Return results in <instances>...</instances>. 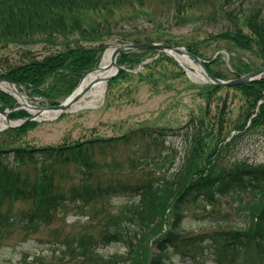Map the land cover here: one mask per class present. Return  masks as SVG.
Masks as SVG:
<instances>
[{"label": "trees", "instance_id": "1", "mask_svg": "<svg viewBox=\"0 0 264 264\" xmlns=\"http://www.w3.org/2000/svg\"><path fill=\"white\" fill-rule=\"evenodd\" d=\"M176 1L177 6L183 5L180 4L182 1ZM226 1H222L223 5ZM196 2L199 3L200 0ZM124 4L131 6L132 2L0 0V45L3 48L38 43L63 47L43 58H30L14 65L9 64L0 75L21 87L30 96L39 97L50 105H57L72 92L83 73L97 66L101 53L106 48L102 41L104 33L118 35V43L137 44L161 40L142 41L145 36L143 31L151 26L153 32L158 33L165 22H171V18L163 21L164 16L161 15L162 19H152L150 13L141 12L136 19L142 20V24L130 25L128 28L129 25L123 23L131 22V12L117 13ZM143 4L141 0L136 3ZM88 12L100 14L101 20L96 27L84 34L83 16ZM181 12V9H174V16L180 17ZM233 24V27L229 26L215 38L231 42L239 50L249 52L259 60V66H264V12L258 10L248 16V33L236 26V23ZM73 35H77L79 40L90 39L100 43L96 48L81 47L78 46V41L70 39ZM163 42L172 44L170 40ZM71 43L77 46H71ZM187 47L189 52L202 57L192 47ZM147 52L149 51L122 53L117 63L134 68ZM162 59L168 60L161 55L145 64L144 68L153 73L143 75L145 70H142L136 75L140 80L149 82L154 80L155 75H163L156 67ZM211 63L204 62L208 71L217 78H223L210 69ZM252 67L255 66L248 63L233 66V73L240 76L252 71ZM126 75L135 76L122 71L110 82L108 91L117 78ZM219 88L221 87L213 85L206 87L210 92ZM235 90L245 100V109L241 114L244 119L240 116L243 123H237L234 128V131L239 132L234 138L256 127L264 128V79L237 86ZM15 105L16 101L11 96L0 91L1 109L13 108ZM226 108L224 103L217 114L220 117L215 122L211 115H206L210 110L207 108L203 117L190 119L183 127L170 134L184 138L187 144L183 164L171 174L170 179L157 177L151 169L138 163L144 160L154 164L161 162L164 141L168 136V130L165 129L143 127L120 138L95 137L47 147L14 144L20 141L21 135L28 129L35 127L34 122L6 130L5 133L17 135L16 139L10 140L9 135L0 134V229L11 226L32 229L35 223L47 225L67 208L74 212L81 210V215L94 219L105 208L107 201L124 197L123 206L129 203L142 204L140 210H137L141 213L136 215L130 212L123 218L109 217L106 216L111 210L108 206L102 219L94 222L103 224L99 237H103L104 243L119 242L128 249L124 259H111L106 261L108 264H170L171 254L177 255L182 261H192L204 257L207 252L212 253L216 264H248V258L255 257L264 264V164H246L237 160L224 165L223 151L228 145L225 143V127L230 123V119L226 117ZM26 116L23 111H15L10 118ZM248 121L250 125L247 127ZM213 142L215 145L211 146ZM130 146L136 148L129 153L127 159L124 157L130 169L121 174L122 149L127 147L131 150ZM193 158L202 159L203 165L194 166ZM224 196L234 197V210L241 217L240 222L229 218V215L217 216L213 220L208 214L197 218L202 221L201 227L214 225L217 229H208L195 235L184 233L183 224L190 213L199 215L202 207L212 206ZM146 202L148 206L145 205ZM19 203L23 207L15 212V206ZM149 215L157 216L156 227L160 229L150 233L152 243L141 245L146 234L137 240L138 233L129 242H122L120 234L123 230L116 227V221L125 219L128 223L137 216L142 223ZM163 226H167L168 230L163 232ZM112 228L115 230L112 231ZM82 237L85 239L87 233L84 232ZM82 237L79 245L86 252L89 246L88 258L97 256L90 247L92 243L85 244ZM64 244H68L69 248L72 246L70 241H64ZM153 247L154 251L151 252ZM23 264L35 263L24 261Z\"/></svg>", "mask_w": 264, "mask_h": 264}, {"label": "rangeland", "instance_id": "2", "mask_svg": "<svg viewBox=\"0 0 264 264\" xmlns=\"http://www.w3.org/2000/svg\"><path fill=\"white\" fill-rule=\"evenodd\" d=\"M138 1L129 0L132 5L124 4L117 12L118 14L131 12L133 15L131 22L123 23L126 26L129 25L128 28L130 25L142 24V20L136 19L141 12L150 13L152 19H162L161 15L164 16L163 21L166 18H171V22H165L158 33L153 32L151 26H146L147 29L143 31L145 36L142 41L161 39L160 42L170 40L177 46H190L202 56L201 60L212 62L210 69L214 73H219L223 80H231L237 77L233 73V66H242L243 63H248L256 67H252L253 70L260 67L259 60L251 56L249 52L241 51L234 47L231 42L215 37L223 30L228 29L229 26L233 27V23L248 33L247 18L252 12L258 10L264 12V0H227L224 5L223 0H200L199 3L196 0H180L182 1L180 4H183L181 6L176 5V0H141L144 4L136 5ZM174 9L182 10L180 17L174 16ZM100 20V14L96 12L85 13L83 16L84 34H87L92 27H96ZM70 39L78 41V46L81 47L96 48L100 43L90 39L79 40L77 35L71 36ZM117 39L118 35L112 32L109 35L104 33L102 37L106 49L120 44ZM71 44V46L76 45ZM62 48V46L51 47L44 43L32 46L9 45L4 48L0 45V74L9 67V64L14 65L21 60L30 58H43ZM154 57L155 54L149 51L144 54L141 62L147 61L149 63ZM167 59H162L160 64L156 66L164 74L155 75L153 81L140 80L134 73H131L135 75L134 77L133 75L119 77L112 83L110 91L105 93L102 102L96 108L67 112L54 120L36 121L34 122L35 127L28 129L21 135L20 141L14 144L36 147L59 146L95 137L120 138L143 127L161 128L168 130V136L163 145L164 151L161 153V162L154 164L144 160L138 163L151 169L157 177L170 179L171 174L182 166L187 147L184 138L170 134L183 127L190 119L203 117L207 108L210 110L206 115H211L212 121L215 122L220 117L217 115L219 110L226 103V110L228 111L226 117L230 119V123L225 127V137H227L225 143L228 145L223 151L224 165H230L237 160L246 164H264V128L256 127L234 138L239 133L234 131L236 124L243 123L241 114L245 109V100L241 93L231 87L207 91L206 87L209 84L193 82L177 62L168 57ZM213 61L215 62L213 63ZM124 67L128 68L129 66ZM126 70L128 71V69ZM143 70H145L143 75L153 73L149 69L144 68ZM20 93L30 106H51L39 97L30 96L23 89L20 90ZM70 94H67L59 102H63ZM23 112L25 115H29L28 112ZM215 125L217 127V123ZM249 125L248 121L246 126ZM0 134L9 135L8 139L10 140L16 139L17 135V133L9 134L5 131L0 132ZM137 143L142 144L141 142ZM214 145L213 142L211 146ZM130 149L127 147L122 149L123 157L121 160H123V164L120 167L122 172L120 169L118 171L121 174L130 169L129 165L125 163L124 157L127 159L129 153L136 148L130 146ZM192 163L194 166L203 165L202 159L198 158H193ZM244 197L247 199L246 195ZM123 199L124 197H115L107 201L105 208L100 210L94 219L81 215V210L74 212L67 208L65 212L55 216L47 225L35 223L32 229H24L20 226L1 228L0 264H23L24 261L35 264H108L106 261L111 259L114 261L115 259H124L128 252L127 247L119 242L104 243L103 237H99L103 224L94 223L97 219H102L103 212L108 206L111 208V212L109 211V215L106 216L109 217L123 218L130 212L131 214L141 213L137 210H140L142 204L131 205L129 203L123 206ZM145 205L148 206V202ZM234 205V197L224 196L219 198L214 205L202 207V213L199 215L190 213L183 224L184 233L195 235L208 229H217V226L214 225L210 227L205 225L206 228L201 227L202 221H198L197 218L208 214V217L213 220L217 219V216L227 217L229 215V218L240 222L241 217L238 213L235 214ZM22 207L21 203L17 204L15 212ZM144 215L148 214L144 213ZM139 220L136 216L133 221L129 220L128 223L125 222V219L116 221L117 226H115L123 230L120 234L122 242H129L138 233L137 240L142 239L146 234L141 245L145 246L152 243V239L149 237L150 233L160 230L156 227L157 216L149 215L147 220L142 223ZM114 230L112 228V231ZM166 230L168 227L163 226V232ZM84 232L87 233L85 239L82 237ZM81 237L85 244L92 243L90 247L97 256L92 259L88 258L89 246L87 252L81 248L79 245ZM64 241H70L72 246L69 248L68 244H64ZM150 251H154V247ZM170 257V264H216L211 252H207L204 257L192 261H182L174 254H171ZM248 264L261 263L255 257L253 259L248 258Z\"/></svg>", "mask_w": 264, "mask_h": 264}, {"label": "bare ground", "instance_id": "3", "mask_svg": "<svg viewBox=\"0 0 264 264\" xmlns=\"http://www.w3.org/2000/svg\"><path fill=\"white\" fill-rule=\"evenodd\" d=\"M112 54L113 49L108 48L102 54L99 67L88 74L83 82L80 84L76 95H79V100L70 105L69 112H76L79 110L93 109L98 106L103 100L106 88V78L115 71V67L112 65ZM173 57L177 62L186 69L189 76L194 82L202 83L206 80L201 68L198 64L192 61L185 55H178L172 52ZM89 87L87 91L84 90ZM0 88L8 93L15 95L19 101L23 104L27 103L23 96H20L18 89L7 83H0ZM85 92V94H83ZM73 97L69 100L70 103L73 101ZM31 113H39L36 109L28 108ZM61 110H43L39 114V120H54L60 115ZM9 123L4 115L0 113V129L7 127Z\"/></svg>", "mask_w": 264, "mask_h": 264}, {"label": "water", "instance_id": "4", "mask_svg": "<svg viewBox=\"0 0 264 264\" xmlns=\"http://www.w3.org/2000/svg\"><path fill=\"white\" fill-rule=\"evenodd\" d=\"M144 49H151V50L158 51L160 53L163 52V53H166L167 55H169L171 57H173L172 52H175L177 54H183V52H182V50H183L185 52V55H187L188 57L192 58L194 61L199 63L200 68L202 69L203 74L207 79L206 82L213 84V85H216V86L234 87V86H238V85H244V84H247L249 82L256 81V80L262 78L264 75V67H262L260 69H257L255 71L251 72V73L245 74L238 79L223 81V80H220V79L213 77L205 69V67L201 63L200 59L198 57L190 54L184 48H181L178 46L163 45V44H143V45L123 44V45H116L113 47L112 65L116 68V71L106 78L107 86H108L109 81L111 79H113L115 76H117L118 73L120 72L121 68L116 64V59L119 56V54L123 51H126V50H144ZM91 71H93V70H90L85 75H83L81 81H83L85 76ZM1 82H7V83L11 84L10 81H8L2 77H0V83ZM88 88L89 87H87L84 91L86 92ZM85 92L83 94H85ZM74 95H76V90L73 92V94L64 103H62L58 106H52V107H48V108H36L39 111V113L37 115L41 114L43 110L65 111L67 109V107H69L71 104H73L79 100V95L73 97ZM72 97H73V101H72V103H70L69 100ZM0 113L7 117L11 113V111L0 110ZM35 120H36L35 116H32L28 119H25L23 122H19V123H15L14 125H11L9 119H7V122L9 123V125L3 129H1V130H4L6 128H15V127L22 125L23 123H25L27 121H35Z\"/></svg>", "mask_w": 264, "mask_h": 264}]
</instances>
